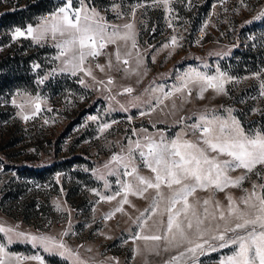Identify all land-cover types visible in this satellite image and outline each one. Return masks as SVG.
I'll use <instances>...</instances> for the list:
<instances>
[{
    "label": "rangeland",
    "instance_id": "obj_1",
    "mask_svg": "<svg viewBox=\"0 0 264 264\" xmlns=\"http://www.w3.org/2000/svg\"><path fill=\"white\" fill-rule=\"evenodd\" d=\"M11 2L0 0V14L13 10ZM52 2V9L36 17L35 23L0 33V57L21 50L18 54L24 63L23 77L0 95V227L62 238L82 258H92L93 264H166L179 250L150 254L144 250L143 241L133 243L131 239L137 231L133 219L148 207L153 191L144 199L130 196L135 208L124 205L127 215L116 213L106 219L121 197L99 201L94 190L111 194L117 188V178L106 176L110 191L98 176L107 172L104 165L114 154H122L124 145L144 135L132 129L144 128L149 134L163 130L173 137L183 126L176 123L181 117L184 124H190L201 113L214 110L226 117V110L231 109L246 131L264 130V96H260L258 80L253 78V73L264 70V18L255 19L264 16V0H109L102 6L84 0L86 9L94 8L109 25L121 31H126V23H133L137 43L133 49L131 40L117 41L97 57H88L84 67L91 70L90 76L62 71L67 57L56 59L59 49L55 45L65 37L39 42L32 37L14 38L16 28H35L41 18H51L67 4V0ZM71 4L73 9L79 8L80 0H71ZM7 36V42H2ZM117 48L121 53L119 65L114 55ZM127 51L132 56L127 57L129 64L123 65ZM137 55L143 60L139 69ZM24 59L29 61L25 63ZM193 69L209 75L223 71L236 81L226 85L227 95L209 89L203 99L198 97L199 84L190 85L192 95L186 102L181 103L183 94H178L151 114L142 115L155 106V97L160 95L152 89L163 86L164 91H169L178 82V75ZM109 78L112 84L107 83ZM125 87L134 91L124 93ZM35 97L41 99V108L33 115L34 108L26 101ZM174 102L177 108L170 114ZM20 104L25 105L23 113ZM121 105L127 110H122ZM24 115L29 116L27 121ZM93 116L97 119L92 120ZM105 122L111 127L101 132L100 125ZM111 167L116 165L112 163ZM257 171L264 174V169ZM242 172L231 175L238 177ZM141 173L152 175L143 167ZM253 182L264 183V175L257 177L253 173L242 187L251 189ZM213 191H198L190 202L208 198ZM226 191L237 199L244 195L241 189ZM216 199L227 204L225 192L216 193ZM151 224L149 221L146 233ZM65 231L69 234L61 237ZM0 243L14 256L39 255L45 264H66L63 258L44 253L30 243H8L2 232ZM136 247L141 249L140 254H134ZM89 248L91 251H87ZM230 251L201 255L199 264H218L219 258ZM21 264L39 262L22 260ZM67 264H72L71 260Z\"/></svg>",
    "mask_w": 264,
    "mask_h": 264
},
{
    "label": "snow or ice",
    "instance_id": "obj_2",
    "mask_svg": "<svg viewBox=\"0 0 264 264\" xmlns=\"http://www.w3.org/2000/svg\"><path fill=\"white\" fill-rule=\"evenodd\" d=\"M164 2L167 3V0ZM119 15L118 13V17ZM132 16H135L134 11ZM262 18L264 16H257L255 19ZM123 28L126 31L109 25L94 8L86 9L84 0H80V7L76 9L72 8L71 0H67V4L53 13L51 18H41L35 28L32 25H28L24 31L16 28L14 38L32 37L39 42L49 37L52 40H56L57 36L65 37L55 45L59 49L55 58L67 57L62 71H69L73 76L78 72L90 76L91 70L84 67L86 59L100 55L107 45L131 40V47H137L132 31L133 23H126ZM176 43V38L173 37L172 44ZM114 55L119 65V48ZM131 56V51L124 53L123 65L129 64L127 57ZM142 64V58L137 55V69ZM111 66L112 62L109 60V67ZM124 71L127 72L128 69L125 68ZM261 77H264V70L253 73V78L258 80L259 94L264 96V79ZM177 81L169 91H164L163 86L152 89L153 93L159 92L160 95L155 97V106H150L142 115L151 114L164 101L178 94H183L181 103L186 102L192 95L190 85L193 84H199V99H203L204 92L209 89L216 94L227 95L226 85L235 82L236 78L219 70L216 74L209 75L193 69L178 75ZM80 83L83 84L84 80L81 79ZM107 83L112 84V79L109 78ZM133 91L132 87L123 89L128 94ZM134 99L138 100L139 97ZM26 103L33 106V115L40 111L39 97L30 98ZM24 106L18 105L22 113ZM171 108L173 111L170 114H174L177 108L175 102ZM121 109L127 110L123 105ZM226 111V117L216 114L214 110L201 113L190 124H184V118L181 117L176 123L183 126L173 137H168L163 130L149 134L144 128L132 129L133 133L140 132L144 135L124 145L122 154H114L111 161L104 165L107 172H101L98 176L110 191L111 184L106 176L117 178V188L111 194L104 195L94 190L99 201H112L121 197L117 207L106 214V219H112L116 213L127 215L124 205L135 208L130 196L144 199L150 190L153 191L148 207L133 219L137 231L131 239L133 243L143 241L144 250L150 254L160 255L161 252L179 250L166 264H199L201 255L223 249L231 251L222 255L218 264H264V183L253 182L251 189L242 187L253 173L257 177L264 175L257 171L258 168L264 169V130L246 131L241 122L231 114L232 110ZM23 119L27 121L29 116L24 115ZM91 119L97 118L93 116ZM110 127L111 124L105 122L100 125V131ZM189 136L194 139L187 138ZM112 163L116 167H111ZM141 167L152 175H143ZM238 170H243L242 174L233 177L231 173ZM229 188L241 189L244 195L237 199L226 191ZM213 189L215 191L208 198H197L190 202V198L198 191ZM218 192H225L227 204L216 199ZM57 209H60V205H57ZM153 217L158 219L153 220ZM149 221H152L151 229L146 233ZM0 232L5 233L8 243H30L33 248L63 258L66 264L68 260L72 264H93L92 258L85 260L62 238L6 227H0ZM68 234L65 231L60 235L63 237ZM140 251L139 247L133 249L134 254H140ZM22 260H35L39 264H45L42 256H14L6 252L5 244L0 243V264H21Z\"/></svg>",
    "mask_w": 264,
    "mask_h": 264
},
{
    "label": "trees",
    "instance_id": "obj_3",
    "mask_svg": "<svg viewBox=\"0 0 264 264\" xmlns=\"http://www.w3.org/2000/svg\"><path fill=\"white\" fill-rule=\"evenodd\" d=\"M93 1L94 4L101 6L109 2V0ZM127 1L133 2L136 0ZM52 3V0H13L11 2L13 10L0 14V33L7 32L16 26H26L27 23H35L36 17L52 9ZM7 39L8 36L4 37L2 42L6 43ZM20 51H15L14 54L8 52L0 57V95L11 88L12 83L14 85L19 81L18 79L23 77L24 63L22 56L18 54ZM28 59H24V62L27 63Z\"/></svg>",
    "mask_w": 264,
    "mask_h": 264
},
{
    "label": "built area",
    "instance_id": "obj_4",
    "mask_svg": "<svg viewBox=\"0 0 264 264\" xmlns=\"http://www.w3.org/2000/svg\"><path fill=\"white\" fill-rule=\"evenodd\" d=\"M97 57V56H96Z\"/></svg>",
    "mask_w": 264,
    "mask_h": 264
}]
</instances>
